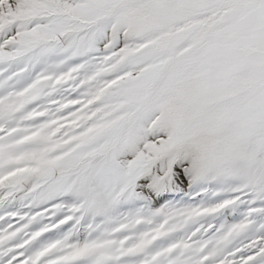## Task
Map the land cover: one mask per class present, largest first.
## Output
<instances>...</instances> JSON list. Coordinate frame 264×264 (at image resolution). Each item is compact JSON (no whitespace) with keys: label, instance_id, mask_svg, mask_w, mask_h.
Segmentation results:
<instances>
[{"label":"snow or ice","instance_id":"1","mask_svg":"<svg viewBox=\"0 0 264 264\" xmlns=\"http://www.w3.org/2000/svg\"><path fill=\"white\" fill-rule=\"evenodd\" d=\"M0 264H264V0H0Z\"/></svg>","mask_w":264,"mask_h":264}]
</instances>
